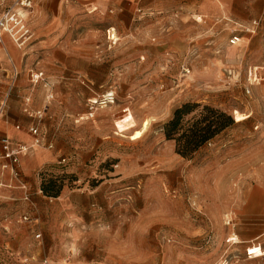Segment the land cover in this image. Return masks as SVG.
Wrapping results in <instances>:
<instances>
[{"label":"rangeland","instance_id":"1","mask_svg":"<svg viewBox=\"0 0 264 264\" xmlns=\"http://www.w3.org/2000/svg\"><path fill=\"white\" fill-rule=\"evenodd\" d=\"M204 1L32 0L29 39L3 36L0 139L18 125L27 151L17 175L0 158V264H264L244 239L264 217L234 214L264 176V81L245 91L248 68L264 67V0H237L236 17ZM187 101L201 104L188 118L209 105L233 120L190 158L162 128Z\"/></svg>","mask_w":264,"mask_h":264},{"label":"built area","instance_id":"2","mask_svg":"<svg viewBox=\"0 0 264 264\" xmlns=\"http://www.w3.org/2000/svg\"><path fill=\"white\" fill-rule=\"evenodd\" d=\"M32 0H13L12 4L0 13V42H3V36L7 35L10 40L17 46H22L30 36L29 28L26 25V11L31 7ZM264 11V4H263ZM261 17L259 19H254L250 22V24L244 28L247 32L254 33L256 29L259 27ZM240 37L237 35H232V38L229 39L230 44H236L239 42ZM231 79L237 81L238 74L235 71L229 70L228 74ZM17 76V72H14V78ZM43 79L42 71H30V80L33 83L38 82ZM264 81V67L263 66H252L248 69L246 74V93L251 92L249 87L252 84ZM28 102L29 99L26 98ZM111 99H105L101 104L111 103ZM91 104H96L95 101H92ZM92 105H90V109H92ZM38 117H42V112L37 111ZM92 116V115H91ZM19 128V126H16ZM30 133L33 135L34 142L36 144L42 141V137H44L41 133L39 134L38 128L35 126L30 127ZM0 144L2 146V152L0 153V158L4 159L6 163L3 167H9L10 171L13 175L19 174L16 167L19 161V156H22L23 153L27 151L26 145L22 143H12L10 139L6 136L0 139ZM51 147V144H48ZM22 154V155H21ZM230 220L228 221V223ZM39 236V234L37 235ZM255 252L248 250L246 253L248 257L252 256Z\"/></svg>","mask_w":264,"mask_h":264},{"label":"trees","instance_id":"3","mask_svg":"<svg viewBox=\"0 0 264 264\" xmlns=\"http://www.w3.org/2000/svg\"><path fill=\"white\" fill-rule=\"evenodd\" d=\"M198 106L201 104L183 102L162 126L165 138L175 141V151L183 157H192L199 148L233 123L229 115L209 105H203L197 114L188 118ZM61 187L59 178H48L41 183V190L48 196H58Z\"/></svg>","mask_w":264,"mask_h":264},{"label":"crops","instance_id":"4","mask_svg":"<svg viewBox=\"0 0 264 264\" xmlns=\"http://www.w3.org/2000/svg\"><path fill=\"white\" fill-rule=\"evenodd\" d=\"M86 1H89L90 3H93L98 7H103V6H107V5L120 6L121 2L124 0H86ZM236 1L237 0H205L204 2H210V3L212 2L215 5V8H217V10L223 12L225 15H227L229 17H236L233 13V10H232V5ZM259 1H262V0H259ZM255 15H256V13H254L251 17H254ZM254 19H258V17L251 19V21H253ZM251 21H249V23ZM4 36H5V40L9 41L7 39L9 37L7 35H4ZM3 44H5V42ZM246 74H247V72H246ZM263 100H264V96H263ZM246 116H248V115H246ZM16 126H18V125H15L13 127L6 129L5 135L7 137L11 136L8 138L10 139V141L12 143H21L19 141H25V139H27L26 138L27 136L23 135V134H19L17 131H19L20 128H16ZM0 131L2 133L4 132V131H2V129H0ZM12 138H15L16 140H19V141L15 142ZM0 146H1V144H0ZM0 150L2 152V146H1ZM25 154L26 153H23V155L22 154L21 155L24 156ZM44 158H47V155H42L40 157H36L35 160L40 162ZM27 160L29 162L27 165L25 164V167L28 170L29 166H31V164H32V161L29 160L28 157H27ZM18 167L19 166L17 164V167H16L17 171L19 169ZM257 199L259 200V202H255ZM234 212H235L234 214H243V215L252 216V217L256 216L257 219H260V216L264 217V176L263 175H262V178L260 179L259 183L255 184V185H251L243 193H241L239 196L236 195ZM258 226L259 225H257L256 227H253L251 229L250 234L246 238H244L246 243H248V245L245 246L246 252H248V250L252 251L253 247H260L259 238L262 235V233H264V231H262V228H259ZM250 244L252 247L249 246ZM254 254L252 256L248 257V261H250L251 263L257 262V259H254V258H257V257L263 255L264 253H261V254L254 253Z\"/></svg>","mask_w":264,"mask_h":264}]
</instances>
